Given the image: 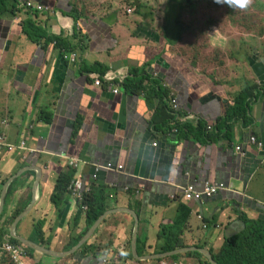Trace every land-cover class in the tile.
Segmentation results:
<instances>
[{
    "label": "crops",
    "instance_id": "obj_1",
    "mask_svg": "<svg viewBox=\"0 0 264 264\" xmlns=\"http://www.w3.org/2000/svg\"><path fill=\"white\" fill-rule=\"evenodd\" d=\"M27 2L42 11L27 9ZM184 3L165 0L160 12L140 0L0 3V135L15 147L23 139L27 145L0 150V247L18 244L29 264L69 261L64 257L97 222L88 229L82 216L74 226L79 199L71 191L60 206L51 201L58 175L71 168L84 192L104 189L109 205L85 242L106 250L97 251L100 260L77 254L81 264H204L244 229L243 215L264 220V28L245 32L247 12L241 43L213 46L186 29ZM162 19L166 25L154 21ZM28 21L40 30V43L24 33ZM203 42L209 43L203 51L217 48L216 58H202ZM101 69L114 87L95 86ZM134 69L144 71L141 95L122 86ZM246 86L260 92L249 102L250 123L234 120L228 134L218 133L217 121ZM249 136L262 148L248 147ZM106 163L123 168L107 170ZM205 182L225 189L200 201L182 199L187 184L200 189ZM40 221L46 245L36 233ZM165 225L182 230L177 257L163 251ZM0 264H9L1 250Z\"/></svg>",
    "mask_w": 264,
    "mask_h": 264
},
{
    "label": "trees",
    "instance_id": "obj_2",
    "mask_svg": "<svg viewBox=\"0 0 264 264\" xmlns=\"http://www.w3.org/2000/svg\"><path fill=\"white\" fill-rule=\"evenodd\" d=\"M4 0H0L2 3ZM211 1V0H210ZM34 27V30L32 29ZM24 33L27 34V37L30 41L35 43H40V38L37 37L40 30L33 25L31 21H28L23 27ZM57 40L58 44H62L61 38L49 37V39ZM102 68V66H97ZM106 69L99 70L98 76L102 79L106 74ZM144 71H139V69H134L130 71L128 78L122 84L126 90L130 89L131 94L141 95L146 89L142 85L144 82L143 78ZM103 84L107 85L106 82L102 81ZM160 90V88H158ZM262 90V89H261ZM162 91V92H161ZM160 91V99L164 100L167 98V94ZM264 91V89H263ZM260 95L259 90H255L252 86H246L237 97L233 100L232 106L226 112L225 116L222 119H219L216 124V130L220 133L221 130L226 131L228 134L231 129L229 122L234 120H241L244 125L250 123L247 110L250 105V101L257 99ZM47 117L46 114H43L42 118ZM47 122H50V119H46ZM257 140V139H256ZM258 141V140H257ZM260 142V141H259ZM248 143V140H247ZM248 147H255L248 144ZM237 148H240L237 147ZM242 150V148H240ZM240 150V151H241ZM239 151V152H240ZM242 153V151H241ZM71 168V167H70ZM75 170L71 168L68 172H62L58 175L56 179L53 193L51 195V201L56 205L60 206L66 202V194L70 192V185L74 180ZM81 199H79L78 211L74 219V226H76L81 217L85 216L87 221V228L89 229L102 215L105 214L109 205L107 203V197L105 196L104 189H91L87 192L81 190ZM244 222V229L232 237L225 238L220 250L211 256V259L216 264H264V220L260 219H250L246 216L241 217ZM42 222H38L36 226V233H38L41 242L46 245L44 242L43 232L41 231ZM163 230L168 231V237L164 245V252L173 251L179 246V240L181 238L182 230L175 225H165L161 227ZM75 228L72 227V231ZM82 237V232L77 237H72V240L66 245V248L76 244L79 239ZM106 246H94L91 244L84 243L75 253L79 254L80 259L82 257L86 258L91 252L94 253V258H98L97 251L102 252L101 249H105ZM186 255H194L199 260L202 255L197 251H185ZM178 253L173 254V257H177ZM31 258V254H30ZM100 260V259H99ZM161 260V259H160ZM201 262V261H200ZM204 264H211L210 261H202ZM75 263V262H74ZM77 264H81L80 260L76 261Z\"/></svg>",
    "mask_w": 264,
    "mask_h": 264
},
{
    "label": "rangeland",
    "instance_id": "obj_3",
    "mask_svg": "<svg viewBox=\"0 0 264 264\" xmlns=\"http://www.w3.org/2000/svg\"><path fill=\"white\" fill-rule=\"evenodd\" d=\"M144 5L149 6L152 11L160 12L163 8V3L165 0H140ZM188 3H184L187 27L186 29H192L193 32H198V34H204L209 37V42L213 46H217L219 43L226 42L228 40L231 42L241 43V20L245 16V13L249 12L248 21L249 25L246 31L257 32L260 27L264 28V16L259 12H264V0H248L247 6L245 8H240L233 4L229 7L225 3H215L214 0H185ZM174 10L177 4L170 3ZM134 9L133 7L131 8ZM173 10V11H174ZM247 10V11H245ZM134 11V10H133ZM156 24L166 25L165 20H154ZM240 21V22H239ZM231 32V36L229 35ZM241 31V32H240ZM243 32V34L245 33ZM234 37V38H232ZM252 37V36H251ZM232 44V43H231ZM209 43L203 42L202 47L199 46V51H201L202 58H207L211 60L217 57V48L213 47L207 51H203L207 48ZM247 47V46H246ZM248 48V47H247ZM211 54V55H207ZM219 52V51H218ZM226 52V51H225ZM240 70V68H239ZM5 147V146H1ZM66 258L69 261H63L62 264H77L76 255L70 254ZM97 259H100L98 256ZM67 260V259H66ZM71 261V262H70ZM85 261V260H84ZM75 262V263H73ZM61 263V262H60Z\"/></svg>",
    "mask_w": 264,
    "mask_h": 264
},
{
    "label": "built area",
    "instance_id": "obj_4",
    "mask_svg": "<svg viewBox=\"0 0 264 264\" xmlns=\"http://www.w3.org/2000/svg\"><path fill=\"white\" fill-rule=\"evenodd\" d=\"M25 7L29 10L33 11H42L41 6H34L32 2H27ZM127 12L130 14L133 12L132 9H128ZM106 82L107 85L114 87V79L112 75L106 74L102 79L97 76L95 80V86L101 87L103 85V82ZM114 94H118V90H113ZM248 144L255 146L258 149L262 148L261 142L257 141L254 136H249L248 138ZM1 146H5L4 148ZM19 150H26V141L25 139L21 140L17 147L13 146L9 142H7L6 137L4 135H0V150H8L13 151L15 149ZM237 151H240V148H236ZM70 166H76L77 162L75 160L69 161ZM115 167V170H120L123 168V165H116L114 166L112 163H106L104 165V168L107 170H113ZM70 191L73 192L79 199H81V190L83 189L82 182L80 179L73 180L69 187ZM225 189V184L223 182H216L212 185L208 183H204L203 186L200 189H197L194 187L193 184H187L184 189L181 191L182 199L183 200H196L200 201L203 198H207L215 194L217 191ZM0 250L5 253V256L7 258V261L9 264H29L26 262V259L29 260V256L25 251L18 245L11 242H3L1 243Z\"/></svg>",
    "mask_w": 264,
    "mask_h": 264
},
{
    "label": "water",
    "instance_id": "obj_5",
    "mask_svg": "<svg viewBox=\"0 0 264 264\" xmlns=\"http://www.w3.org/2000/svg\"><path fill=\"white\" fill-rule=\"evenodd\" d=\"M4 194V192H3ZM2 194V196L4 197V195ZM108 213L106 212L104 215H102L98 220L97 222L89 229V231L86 233V236L83 237V239L78 243V245L72 249V252L74 250H77L79 247H81L86 241H87V238L94 232L95 228L98 226V224L102 221V219L107 215ZM180 251H182L181 249H179ZM179 250H176L174 251L179 253ZM184 250V249H183ZM45 252H48V253H52V251L50 250H47V249H44ZM212 264H215V262L211 259L210 260Z\"/></svg>",
    "mask_w": 264,
    "mask_h": 264
},
{
    "label": "clouds",
    "instance_id": "obj_6",
    "mask_svg": "<svg viewBox=\"0 0 264 264\" xmlns=\"http://www.w3.org/2000/svg\"><path fill=\"white\" fill-rule=\"evenodd\" d=\"M215 3H225L227 4L229 7H232L233 4H235L236 6L240 7V8H245L247 6V2L248 0H214ZM131 9V8H129ZM128 13V12H127ZM108 86V85H107ZM21 141V140H20ZM26 141V140H25ZM27 147V145H26ZM27 150V148H26ZM24 151V150H22Z\"/></svg>",
    "mask_w": 264,
    "mask_h": 264
}]
</instances>
